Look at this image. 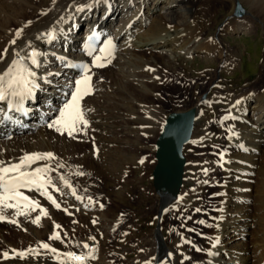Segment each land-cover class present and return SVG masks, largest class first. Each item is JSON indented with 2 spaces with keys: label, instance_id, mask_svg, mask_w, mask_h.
<instances>
[{
  "label": "bare ground",
  "instance_id": "1",
  "mask_svg": "<svg viewBox=\"0 0 264 264\" xmlns=\"http://www.w3.org/2000/svg\"><path fill=\"white\" fill-rule=\"evenodd\" d=\"M12 1L11 6L15 7L17 2H20L21 6L18 7L20 9L14 10L13 14L5 13L8 19H3L0 23V52L5 48L8 49L7 56L0 60V73L16 58L15 52L27 57L35 49L41 55L38 57L39 67L31 66L30 62L25 60V63L33 67L37 73L39 86L34 94L25 100L24 111L9 110L6 101L0 102V154L6 150V154L2 155L5 166L18 163L25 154L51 152L56 159L39 161L32 165V168L48 165L55 170L59 163L67 166L68 162L75 160L90 166L105 178L108 174H114L117 165L112 167L109 159L105 160L106 162L104 159L97 162L88 160L82 154H78L74 146L67 151L59 150L60 153L62 152L60 154L58 150L52 149L51 145H47V148L41 145L40 137L26 136L33 128L45 129L44 125L51 118L48 114H59L58 111L63 107L64 101L71 98L75 81L84 75L74 69V64L78 61L91 62L92 71L89 75L92 77V87H97L98 93H103L104 90L109 93L115 92L116 101L113 103L124 113L127 112V115L120 113L125 117H117L106 107L86 105L85 111L90 128L86 130L85 138L88 140L92 128L95 131L96 143L95 141L94 143L104 150L110 147L111 136L122 134L120 129L124 127V120L136 121L139 125L146 124V121H141L140 117L143 116L154 119L153 121L162 119L163 122V109L159 106L162 100L160 87L170 75L175 73L174 70L164 68L159 61L151 60L161 57L158 50L163 49L161 53L186 52L189 58L195 59V56L202 58L210 70L205 75L207 81L206 85L202 86L203 90L208 88L211 90L212 87L230 88L234 85V81L242 80L243 76L251 78L255 72L257 54L254 46H247L244 53L235 51L243 59H246V54L250 55V59L243 62L238 71L234 62L235 57L230 55L231 48L226 47V42L218 37L206 36L209 24H213V21L203 18L201 6L190 8L186 19L181 23L163 16L165 11L182 8L183 0H155L158 4L157 9L150 6L151 0H48L47 2L27 0L24 3L20 0ZM237 2L240 5H249L256 15H264V0H237ZM234 6L236 5H233L232 9H235ZM120 10L123 11L119 14ZM84 23H86V34L96 31L104 34L105 39H110L114 43L115 49L111 56L101 51L103 43L94 56L88 55L84 33L80 32L81 35H77ZM20 29L23 31L17 38L15 34ZM253 29L255 26L252 23L232 19L221 24L218 35L251 34ZM49 32H53L51 40L48 37ZM13 39H16L15 45L10 43ZM96 56L106 57L102 63L110 60L109 65L95 67L93 61ZM220 73L226 74L227 78ZM196 78L198 77L190 78L191 92L197 91L194 89ZM221 79L227 82L225 86L219 82ZM261 84L264 85V81H261ZM262 85H252L250 88H245L241 94L230 91L225 96L215 94L208 101L197 99L195 108L197 127L194 124L190 143L193 150L201 154L203 150L206 151L202 155H197L194 161L191 160L193 161L189 164L191 177L187 179L188 176L184 175V184L177 195L173 196L169 192L160 195L158 229L151 241L149 239L142 246H134L140 249L137 263L264 264V158L262 159L259 154L264 150V86ZM219 99L226 100L224 105H227L221 121L220 117L214 119L209 114V111L214 109L216 100ZM146 103L154 104L148 106ZM6 116H10L11 119H5ZM115 120L120 122L116 123ZM164 125L160 123L155 133L161 134L162 130L160 132L159 130L163 129ZM124 128L125 130L135 128L139 132L147 133V130H143L138 125ZM9 135H13L12 140H8ZM214 138L222 146L225 143V150L220 148L221 145L212 147L214 144L212 145L211 142ZM188 169L186 167L185 171ZM49 174L52 183H57L59 188H48V191L60 207L67 211L58 213L52 203L39 192L22 190L25 195L39 201L48 215H42L39 229L29 231L30 235L19 234L23 242L26 238L30 239L31 244L28 245L15 244L11 235L0 230V264H56L57 257L43 250H40L39 255L32 254L24 259L17 257L13 252V249L17 252L27 251L30 248L39 249L41 243H47L51 248L57 249L58 253L75 252L78 255H87L89 251L94 250L95 256L98 245L91 247L90 239L85 241L89 247L82 249L75 241L77 234L72 236L73 242L70 247L64 243L59 245L50 237L61 231V223L67 220V215H88L107 224L112 223L111 226L116 223L114 219L104 217L105 213L103 214L100 203H91V199L79 196L74 189L65 185L64 180L56 172L51 171ZM194 177L195 186L191 188L190 179ZM207 183L212 187H208ZM205 192L213 196L211 199H214L215 204L209 205L210 218H204V227L200 234L202 239L192 243L189 232L181 228L182 212L189 216L187 223L190 225V211L195 209L198 197H204ZM255 196L259 201L258 209L255 215L253 214L258 219L257 230H254L252 222L254 216L251 214V200ZM170 210H173L171 216L175 226L180 225L173 230V234L178 235L175 245L169 244L163 234V220ZM55 225L60 227L56 228ZM80 228L81 234L83 230ZM247 233L252 236L251 243H246L242 236ZM4 252H8V259L4 258ZM209 252L213 255H209ZM59 259L63 260L64 257L60 256ZM97 259L96 262L95 259L89 258L84 264H112L106 256H99Z\"/></svg>",
  "mask_w": 264,
  "mask_h": 264
},
{
  "label": "rangeland",
  "instance_id": "2",
  "mask_svg": "<svg viewBox=\"0 0 264 264\" xmlns=\"http://www.w3.org/2000/svg\"><path fill=\"white\" fill-rule=\"evenodd\" d=\"M20 1L24 3L27 0ZM47 1L48 0H46V2ZM183 2V6H185L184 8L182 6V8H176L172 11H165L163 12V16L168 20H173L177 23H181L186 19L185 17L187 16L190 8L201 6L203 18H209L211 21H213V24H209L206 36L209 38L218 37V39L226 42V47L231 48L232 53L230 55H233L235 57L234 62L236 63V68H238V71L240 70L239 67H241L243 62H246V60L250 59V55L248 54H246V59L240 58L239 53H244L247 46H254V50L257 54V62L255 64V72L251 78H244L243 76L242 80L234 81V85L230 88L222 86L223 88L212 87V89L210 88L211 90H209V88L207 87L208 90H203L202 86L206 85L207 81V79H205V75L208 74L210 70H208L207 64L202 58L198 56H195V59H192L191 57L189 58V56L186 55V52L179 53L170 51L161 53L163 49H160L158 50V54L161 57L158 59L152 58L151 60L156 62L159 61L162 66H164V68L171 69V71L174 70L175 73L170 75L168 80L165 83L163 82L160 87L162 100L159 106H161V108L163 109V122L162 119L159 121H153L154 119L143 118V116L140 117L142 118L141 121H146V124L140 123L139 125L136 124V121L131 120L123 121V126L127 129L129 127L132 128L138 125L143 130H147V133L139 132L135 128H133V130H125V128L123 127V129H120L122 130L121 132L123 135L121 134L120 136H111L110 139H112V143L110 147L104 150L102 148H99L98 144H95V131L92 128L91 132H89L88 134V140L87 138H85V132L90 126L89 122L88 126L84 128L83 131L74 133L73 136H69L67 132L61 134V132H58L55 127L52 128L48 126L59 116V114L51 113L48 114V116H50L51 118L44 125L45 129L42 128V130L40 128H33L26 134V136H30L31 138L40 137V143L41 145H45V148L48 147L47 145H51L52 149L58 151H67L71 146H74V148L77 150V153L82 154L84 158L88 160L97 162L101 159H104V161L109 159V163H112V167L117 165V167L115 168L116 171L114 170V174L107 173V178L100 175V172L97 173L90 166L80 164L75 160H71L70 162H68L69 165L67 164V166L59 163L57 169L53 171L56 172V174H59L60 177H63L64 181L67 180L68 184L70 185V187L68 188L74 189L79 194V196H82V198L87 197V199L89 200L91 199V203H100L103 206L101 210L103 214L105 213L104 217L108 219H114L116 222L114 226H111L112 223L107 224L105 221L99 220L92 216L67 215V220H63V222L61 223V231L59 232L60 240H55L57 244L62 245V243H64L67 247H70L71 243L73 242L72 236L74 234H77L78 237L75 239L76 243L82 249H87L89 246L85 244V241L90 239L92 241V244H89L90 246L92 245L91 247L98 245V250L96 252L97 255H95L94 258V261L96 262L98 261L97 258L99 256H106L107 258H109V262L112 264H139L137 263V255L140 253V249H136L134 246H142L149 239L151 241L153 238V234H155L158 229V210L159 205L161 204V197L157 193V190L154 186L152 173L155 166L156 140L160 134H156L155 132L160 126V123L161 125H164L167 116L172 112H184L191 108H196V101L198 98L208 101V99L215 94L225 96V94L230 93V91L241 94L245 88H250L255 84H260L261 86V81H264V15H256L249 5H240L237 0H183ZM10 3L13 4V1L0 0V23L3 19H8L5 16V13L13 14L14 10L20 9L18 8L21 6L20 2H17L15 7L11 6ZM233 5H236L234 6L235 9H232ZM150 6H153V9H155L158 4L155 3V0H151ZM122 11L120 10L119 14ZM251 14L256 18H253ZM232 19L244 21L250 24L252 23L254 24L255 29H253L251 34L241 33L237 35L227 36L218 35V30L221 24L227 20ZM77 35H81L80 30L77 32ZM234 53L237 55H235ZM234 57L230 58L233 60ZM65 58H67V56H65ZM220 74L223 77L225 76V78H227L226 74ZM193 77H198L196 78V80H194V89L197 90L196 92H193V90L192 92L190 91V78ZM219 82L224 86L227 84V82L222 79L219 80ZM98 92L99 91L97 90V87H92L91 93L84 96L81 101V107L84 111L86 120L88 118L86 116L87 113L85 110L86 105L88 104H95L106 107L107 109L111 110V113H113L114 116L116 115L117 117H125V115H127L126 111L124 113L122 109H119V107L113 103V101H116L115 92L111 91L109 93L105 90L103 93ZM66 102L67 100L64 101V104ZM224 103H226V100L224 99L216 100L214 109L209 111V114L212 118L219 119L220 117L219 120L221 121L223 114L226 113L224 109H226L227 105H224ZM146 104L148 106H151L154 103ZM54 110L59 109L54 108ZM214 110L216 111L214 112ZM120 113H124L125 115H121ZM115 122L119 123L120 121L115 120ZM80 127L83 128L84 126L81 125ZM195 127H197L196 123ZM161 130L162 129H160L159 132ZM91 133L93 136L91 135ZM11 137H9L8 140H12ZM143 137H147L148 139L145 138V142H143ZM220 142H218L214 138V140L211 142L212 145L214 144L212 147H220L221 145L220 148L225 150V143L222 146ZM131 145L134 147H132ZM191 145L192 143L187 145L184 150L188 162L190 161L189 163L187 162V169L189 168L188 170H186V177L188 176L187 179L190 176L189 164L194 161L193 159H195L197 155H202L206 151H202L201 149V154L199 151L193 150L191 148ZM78 148L80 151H78ZM5 151L6 150L1 152L0 161L3 160L2 155L6 154ZM60 151L58 153H60ZM259 154L263 159L264 150ZM142 160L143 163H141ZM99 163H101V161ZM59 165H63V167H59ZM118 167L120 168L117 170ZM78 173H83V175H79ZM49 176L51 177V174H49ZM190 181V187L194 188L196 178H191ZM53 185L54 187L50 186L49 188L57 189V183L54 182ZM207 186L212 187V185H210L209 183H207ZM206 193L207 192H205V194ZM212 197L209 194L204 195V197H198L195 209L193 211H190V225L189 223H187L189 216L186 213L182 212L183 220L181 223V228L184 231L189 232L190 241H192V243H194L193 241L195 240L202 239V235L200 234L202 233L204 227V218H210L211 212H209V205L211 204L210 206H214L215 204L214 199H211ZM256 197L257 196H255V198L251 200L252 215H255V212L258 209L259 201ZM40 206L44 208L43 205ZM54 208L58 213H64L63 207H60L58 209L54 206ZM198 209L199 211H197ZM172 214L173 210L167 212V214L165 215V219L163 220L162 227L163 234L164 236H166L167 242L171 245H175L178 239V235L176 236L175 234H173V230L175 228H179L180 225L175 226V222L172 220ZM6 215L7 218L0 221L1 232L7 235H11L12 241L19 246L23 243L26 245L31 244V241L28 238H26L25 242H23V240L19 237V234L28 235L29 231H33V229H39L40 226L33 225L34 223L32 221L37 216H40V220L42 219L40 208H37L35 211L29 210L28 215L20 216H16L14 210H8ZM252 218L254 219H252V222L254 223V230H257L258 219L256 216ZM12 219H15L17 223L9 222V220ZM201 221H203V223H201ZM79 228L83 230V233H79ZM242 236H244V240L246 241V243H251L253 241L250 233L242 234ZM85 245H87L88 247L86 248Z\"/></svg>",
  "mask_w": 264,
  "mask_h": 264
},
{
  "label": "snow or ice",
  "instance_id": "3",
  "mask_svg": "<svg viewBox=\"0 0 264 264\" xmlns=\"http://www.w3.org/2000/svg\"><path fill=\"white\" fill-rule=\"evenodd\" d=\"M83 10V9H79ZM31 23V22H29ZM22 29L17 30L16 37L19 38L22 34ZM49 40L53 38V32L48 33ZM95 33L89 37V39H94ZM11 44H16V39L10 41ZM30 46V45H29ZM102 52H107L108 56H111L110 49H101ZM8 53V49L5 48L0 52V60H3ZM41 54L33 49L27 57H22L20 52H15L16 57L8 65L7 69L0 73V102L6 101L9 110H15L19 112L24 111V102L29 99L35 92V89L39 86L37 84V73L30 67L25 60L30 62L31 66L39 67L40 61L38 57ZM106 57L96 56L93 64L95 67H104L102 60ZM110 62V60H109ZM84 75L81 79L75 81L74 91L71 93V98L63 105L59 111V116L49 127H55L58 132L63 134L67 132L69 136H73L74 133L81 132L88 126V121L85 119L84 111L81 107V101L84 96L89 95L92 91L91 80L92 77L89 75L90 69L87 65L83 66ZM228 117H225L227 119ZM5 119H11L10 116H6ZM84 127L81 128L80 126ZM235 135V133H233ZM56 159L53 153H29L25 154L20 158L18 163L4 165L0 161V221L7 218V211L14 210L16 216L28 215L29 210L35 211L40 208L41 215L47 216L48 212L46 209L42 208L39 201L30 198L25 195L22 189H27L29 191L35 190L41 195L45 196L53 206L60 208V204L57 203L56 199L49 193L48 188L50 186L54 187L52 179L49 176L51 171H54L50 166L45 165L43 167L32 168V165L39 161H49ZM143 163V160L141 161ZM63 167V165H59ZM83 175V173H78ZM63 179V177H61ZM66 186L68 181H64ZM74 194V191H73ZM80 199V197H77ZM101 207H103L101 205ZM67 211L66 209H64ZM199 211V209L197 210ZM11 223H17L15 219L9 220ZM33 223L39 225L40 216H37ZM203 223V221H201ZM59 228L60 225H55ZM50 239L59 240V233H54ZM215 246V245H213ZM87 248L88 246L85 245ZM40 250L48 253H52L57 257L56 264H84V262L92 258L94 259V250L89 251L87 255L76 254L75 252L58 253L57 249L51 248L47 243H41L39 249H28L27 251L17 252L13 249L15 255L21 259H24L32 254L39 255ZM198 251L200 249H197ZM209 255L213 253L209 252ZM3 256L5 259L9 258L8 252H4ZM63 256L64 259H59Z\"/></svg>",
  "mask_w": 264,
  "mask_h": 264
},
{
  "label": "water",
  "instance_id": "4",
  "mask_svg": "<svg viewBox=\"0 0 264 264\" xmlns=\"http://www.w3.org/2000/svg\"><path fill=\"white\" fill-rule=\"evenodd\" d=\"M197 110L168 115L156 143V164L152 173L157 193L177 195L183 184L187 158L185 147L192 138Z\"/></svg>",
  "mask_w": 264,
  "mask_h": 264
}]
</instances>
